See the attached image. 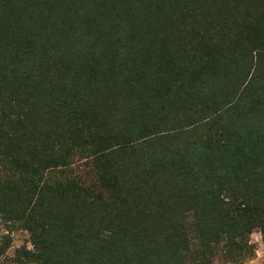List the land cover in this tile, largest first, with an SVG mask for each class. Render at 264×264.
<instances>
[{"label":"trees","instance_id":"trees-1","mask_svg":"<svg viewBox=\"0 0 264 264\" xmlns=\"http://www.w3.org/2000/svg\"><path fill=\"white\" fill-rule=\"evenodd\" d=\"M0 221L14 264L251 260L264 0H0Z\"/></svg>","mask_w":264,"mask_h":264},{"label":"rangeland","instance_id":"rangeland-1","mask_svg":"<svg viewBox=\"0 0 264 264\" xmlns=\"http://www.w3.org/2000/svg\"><path fill=\"white\" fill-rule=\"evenodd\" d=\"M8 235L12 238V246L3 257H0V264H14L12 260L15 250L22 246H30L29 236L25 231L12 230V228L0 221V245L4 241V237ZM251 241L256 247V254L251 260H248L244 264H264L263 236L259 232H256L251 236ZM217 264L228 263L217 262Z\"/></svg>","mask_w":264,"mask_h":264}]
</instances>
